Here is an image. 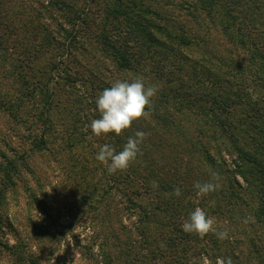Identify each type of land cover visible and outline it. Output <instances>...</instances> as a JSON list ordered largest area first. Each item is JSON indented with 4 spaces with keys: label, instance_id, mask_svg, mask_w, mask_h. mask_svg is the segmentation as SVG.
<instances>
[{
    "label": "rangeland",
    "instance_id": "1",
    "mask_svg": "<svg viewBox=\"0 0 264 264\" xmlns=\"http://www.w3.org/2000/svg\"><path fill=\"white\" fill-rule=\"evenodd\" d=\"M23 1L38 14L36 16L30 8L26 12L33 19L38 18L35 22L41 26V31L24 28L28 17L20 12L21 7L16 9ZM47 1L0 0L4 6L1 13H6L0 20V264H219L218 257L223 252L227 258L232 252L236 260L237 255L241 257L238 261L232 260V264H247L244 245L247 227L254 229L250 236L261 239V226L255 218L249 217V212L241 214L242 225L236 223L235 233L231 227L224 226L229 215L216 221V230L227 231L230 237V243L218 250L217 244L208 243L215 233L210 232L203 238L185 233L182 229L185 218L178 216L173 219H182L181 225L170 223L169 212L161 211L159 198L152 196L153 181L145 186L134 182L133 189L128 190L120 182L121 187L116 184L109 190L125 170L111 174L116 180L103 175L101 171L105 166L95 159L97 146L109 144L117 151L123 147L115 142L120 136L96 137L91 133L87 126L92 119L99 118L93 103L101 89L117 80L143 77L147 85L149 80L145 75L153 78L150 73L153 74L156 66L140 64L139 75L123 76L115 70L100 45L94 42L98 37L94 38L95 32L103 24L101 19H98V28L88 36L83 25H77L78 37L73 49L68 40L73 31L72 13L47 9ZM166 1H146L144 5L149 13L144 18L164 26L165 16L169 15V19H173L171 24L185 29L181 32L192 43L188 47L176 46L189 59L174 63V72L180 79L184 77V81H197L201 85L213 84L217 80L212 76L223 80L220 73L233 69L229 63L246 64L245 51L230 43L219 26L207 21L199 25L182 11L164 6ZM105 3L100 4L101 9ZM83 7L81 0L76 10ZM157 13L161 19L154 15ZM12 23L16 28L8 31L5 25ZM168 26L175 30L172 25ZM67 68L68 72H74L71 76V80L76 81L74 84L66 76ZM162 71L167 74L166 69ZM204 72L211 76L203 75ZM226 78L231 82L241 81ZM175 84L169 86L170 94ZM158 86L160 92H167L165 79ZM94 87L97 93L93 92ZM44 92L50 97L45 98ZM159 107L158 113L173 114L174 121L167 120L164 124L152 116L141 120L156 145L160 141L169 143L167 148L146 150L153 151L150 153L155 160L161 157V165L164 156L176 151L172 153L170 145L187 147L192 143L190 134L197 140L199 136L194 117H181L175 112L178 104L173 99ZM176 124L181 126L179 133ZM41 138L44 146L39 142ZM222 155L230 170L235 171V154L230 157L223 152ZM7 160H13L16 167L7 171ZM235 179L240 185H246L238 176ZM186 184L179 186L180 189ZM92 188L95 189L93 194L86 196ZM196 197V203L201 204V197ZM247 199L255 205V195ZM212 204L213 201L209 202L208 207ZM204 210L207 212L206 206ZM145 213H149L146 218ZM182 234L189 240H182ZM258 245L262 246L264 255V238ZM241 250L243 256L239 254ZM182 251H185L184 256ZM248 264H259V259Z\"/></svg>",
    "mask_w": 264,
    "mask_h": 264
},
{
    "label": "trees",
    "instance_id": "2",
    "mask_svg": "<svg viewBox=\"0 0 264 264\" xmlns=\"http://www.w3.org/2000/svg\"><path fill=\"white\" fill-rule=\"evenodd\" d=\"M80 1L48 0L45 7L72 13L70 22L73 31L69 34V45L73 49L76 47L77 25L82 24L88 36L95 27L98 28V19H101L103 24H100L101 28L95 32L94 38L98 37L94 42L100 45L101 52L108 56L115 70L123 76L127 74L139 75L140 64L146 65L147 63L149 65L151 63L156 67L153 74L150 73L153 78H148L149 75H145V79L149 80L148 84H153V82L161 84L163 79L166 81L167 92L159 91L160 93L152 98L149 116L164 124L167 120L174 121L173 114L166 115L157 112L160 105L169 103L170 99H173L178 104L175 112L180 113L181 117H194L197 126L195 130L199 136V140H197L190 134L189 140L192 143L187 147L180 144L170 145L172 153L174 150L176 151L170 156H164L163 162L159 165L161 157L155 160L150 153L153 151L148 153L146 150L156 147L160 149L162 146L167 148L168 141L165 143L160 141L156 145L153 137L148 133L149 128L144 126L142 120L134 122L129 130L115 139V142L123 147L129 138L128 134L134 135L135 132L142 131L146 133V139L140 146L142 154H138L136 160L131 163L121 177L118 176L117 183H112L114 185L110 186L109 190L116 184L121 187L120 182H123L127 187L125 190H128V188H132L131 185L134 182L145 186L149 181H156L158 187L151 185L152 196L159 198L158 208L161 211L169 212L172 224L178 222L181 225L183 221L182 219L175 221L173 217L178 216L186 220L196 207L205 209L206 206V213L214 217L217 222L229 215L227 220L225 219L227 225L224 223V226L226 229L231 227L235 233L237 231L234 228L236 223L242 225L241 214L249 212V217L255 218V221L261 226V239L258 240L254 235L250 236V232L254 229L247 227V231L244 233L246 261L248 264V262L259 259V264H264V255L261 254L262 246L258 245L264 238V0H167L165 2L164 6L174 7L178 10L177 12L182 11L199 25H205V21H207L211 25L219 26L226 39L241 47L247 54L248 58L244 60L245 65L231 62L229 64L233 69L227 72L223 71L219 75L223 80L212 76L217 81L213 84L207 82L204 85L197 81H184V77L180 79L174 72L176 71L174 63L182 60L189 61L188 57L182 55L177 47L179 44L188 47L192 41L187 39L184 32H181L185 29H179L176 24H171L173 19H169V15L165 16L166 24L164 26L144 18L149 13V9L147 10L144 4L146 1L152 0H82L85 8H78V10L83 9L78 13L76 5ZM104 3L105 7L101 9L100 4ZM21 5H18L16 9L21 7L20 12L28 17L24 28L27 27L31 32L33 29L41 31V26L35 22V19L38 18L34 17L33 19L26 13L32 7L25 5L24 1ZM3 7L0 4L1 21L6 15V13L4 15L1 13ZM214 9L219 13L216 14ZM32 10L35 13V10ZM35 15L38 16L37 13ZM154 15L161 19L159 13ZM213 16L217 17V20ZM168 24L172 25L175 30ZM5 27L11 31L16 28V25L6 24ZM249 45H251L250 48ZM170 57L176 61L171 62ZM172 63L173 67H170ZM193 68L194 65L191 69ZM164 69L167 70L166 75L162 73ZM68 70L67 68L66 76L71 80L74 72H68ZM203 75L211 76L209 72H204ZM226 77L241 81L231 82ZM177 81L178 83L175 84ZM71 82L74 84L76 81L71 80ZM172 84H175L176 87L173 94H170L169 86ZM94 89L93 92L97 93L96 87ZM101 90L103 91V89ZM48 94H50L49 91ZM48 94H45V98L50 97ZM96 112L98 114L97 108ZM176 129L179 130V133L180 124H176ZM39 142L44 146L43 138ZM212 150H215L213 154ZM223 152H227L230 157L235 154L236 160L232 161L236 168L235 171L230 170L222 155ZM6 165L7 171L16 167L13 160H7ZM101 172L116 180L114 175L108 173L106 166L102 168ZM211 172L219 173L222 177L221 187L214 193L201 197L199 199L201 204L196 203L194 184L208 181ZM235 176H238L246 185H240ZM184 183H187V186L180 189L181 195L179 197L172 195L173 190L176 187H181ZM116 190H123V188ZM93 191H95L94 188L86 196L93 194ZM252 195L256 196L255 205L247 199ZM212 201L213 204L208 207V203H212ZM148 215L149 213H145L144 217L146 218ZM248 224L249 221L246 220V225ZM182 236L184 238L182 240H189L187 235L182 234ZM208 243L217 244L219 250L230 242L229 239L219 240L214 234L209 238ZM184 254L185 251H182V256ZM239 254L243 256L242 250L239 251ZM230 255L231 260H236L233 252ZM222 258H227L225 252L221 257H218L219 260ZM240 258L237 255V259Z\"/></svg>",
    "mask_w": 264,
    "mask_h": 264
},
{
    "label": "clouds",
    "instance_id": "3",
    "mask_svg": "<svg viewBox=\"0 0 264 264\" xmlns=\"http://www.w3.org/2000/svg\"><path fill=\"white\" fill-rule=\"evenodd\" d=\"M158 91V85H146L143 77L133 80H117L97 96L95 105L99 118L92 119L87 127L96 137L108 134L120 136L129 130L134 122L149 116L152 98ZM145 139L146 133L137 131L127 139L123 149L119 152L109 144L98 145L99 151L95 159L107 167L109 174L127 170L136 160L138 154H142L140 146ZM221 179L219 173L211 172L208 181L196 182L194 184L196 196L205 197L219 190ZM152 184L154 187H158L156 181H153ZM172 195L179 197L181 195L180 188L176 187ZM215 223L214 217L209 216L204 209L196 207L184 220L182 229L185 233H194L201 238L212 232L219 240L229 239L228 232L217 231L214 227ZM219 264H232V260L230 257L222 258Z\"/></svg>",
    "mask_w": 264,
    "mask_h": 264
}]
</instances>
